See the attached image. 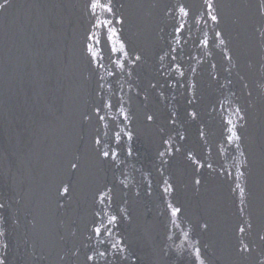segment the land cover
<instances>
[{"label":"bare ground","instance_id":"bare-ground-1","mask_svg":"<svg viewBox=\"0 0 264 264\" xmlns=\"http://www.w3.org/2000/svg\"><path fill=\"white\" fill-rule=\"evenodd\" d=\"M92 2H2L0 174L6 176L7 171L10 175L17 160L28 164L32 153L52 155L56 178L49 207L55 210L51 223L57 238L63 228L57 210L63 186L72 200L80 198L87 203L77 183L82 187L96 185L88 180L93 177L89 172L93 170L97 175L100 171L91 166L93 156L82 148L85 139L90 138L93 152L103 159L92 136L100 135L98 130L93 132L99 121L104 119L105 124L109 116L108 121L115 125V118L124 112L125 123L139 134L144 147V141L158 136L163 111L157 95L150 94L149 89L161 81L159 58L164 53L174 59L179 75L181 72L193 80V85L185 84L191 88L185 100L190 118L182 117V127L190 129L198 123L204 130L215 162L213 168L222 180L221 184L201 174L200 190L193 192L188 184L191 163H180L174 173L180 179L179 192L182 188L181 195L197 196L196 206L212 216L224 214L214 213L221 206L236 211L239 243H249L247 254H239L240 264H264V0H102L95 10ZM105 4L112 9L110 15ZM213 15L216 21L211 19ZM9 16L13 25L5 24ZM36 41L46 43L45 51L33 49ZM79 50L83 52V63ZM137 52L139 59L135 57ZM47 55L50 61L44 63ZM90 55L95 58L92 60ZM110 73L116 78H109ZM161 73L170 74L166 69ZM129 80L145 87L138 95L139 101L138 97L131 100L127 94L133 89L128 86L132 84ZM111 82L125 86L118 91ZM95 88L97 97L102 95L98 106L93 107L97 116L90 113ZM172 94V90L167 91V96ZM113 97L120 104L124 101V106L108 107ZM146 97L156 106L151 119L148 114L154 107L142 106ZM176 118L181 119V115ZM113 130L115 136L121 132L115 127ZM186 133L182 136L186 137L184 142L177 139L176 150L189 151L191 158H199V148L194 143L200 138H194L189 130ZM170 139L161 144L162 149L169 147V153L174 148ZM228 139L239 157L236 163L226 166L224 143ZM79 159L82 171L74 169ZM126 159L124 154L116 157L122 164ZM38 162L42 168L45 160L40 158ZM186 170L188 176L183 177ZM74 172L78 179H73ZM37 187L42 189L43 183Z\"/></svg>","mask_w":264,"mask_h":264},{"label":"water","instance_id":"water-1","mask_svg":"<svg viewBox=\"0 0 264 264\" xmlns=\"http://www.w3.org/2000/svg\"><path fill=\"white\" fill-rule=\"evenodd\" d=\"M46 47L44 42L33 44V49H41V52ZM81 52L79 50L83 63ZM139 54L137 52L135 57ZM90 57L92 60L95 58L94 55ZM49 61L50 56L47 55L44 63ZM173 61V58L161 54V81L156 86L151 84L149 89L150 94L157 95L163 111L159 118L162 123L156 121L160 128L155 139L144 141V147L139 134L129 130L124 112L115 118V125L108 121L110 117L107 116L105 124L102 123L104 119L99 121L93 131L100 133L97 138L92 136L103 159L93 152L94 143H90V138L85 139L82 151L93 156L89 163L100 172L97 175H93V170L89 172V177H93L88 180L95 186L86 184L82 187L77 183V190L87 203H82L80 198L72 200L63 186L61 207L57 209L63 228L57 238L53 235L51 223L55 210L49 207L56 178L52 155L47 157L41 151L32 153L28 164L17 160L10 175L7 171L6 176L1 172L0 264H240L239 254H247L249 243H239L236 229L240 222L236 211L233 213L227 206H221L214 213L224 214L212 216L196 206L197 196L181 195L182 188L179 192L180 179L174 173L180 163H191L192 175L188 184L193 192L200 190L201 174L221 184L222 180L213 168L215 162L208 151L204 130L198 123L197 127L192 125L190 129L182 127V117L190 118L185 100L191 88L185 84L193 85V80L181 72L179 75L178 66ZM162 69L169 70L170 74H162ZM85 76L86 71H83L82 78ZM110 77L116 78L113 73ZM129 82L132 84L128 86L133 89H129L127 94L131 100L138 97L139 101L138 95L145 87L137 81ZM111 83L118 91L125 86ZM168 90L173 91L170 97L167 96ZM95 91L96 88L92 92L94 102L90 104L93 115H96L93 107L98 106L97 101L102 99V95L97 97ZM116 100V97L109 99L107 106L120 104ZM120 102L124 106V101ZM136 105L141 108L140 104ZM142 106L154 107V103L146 97ZM155 108L149 110L148 119ZM177 114L181 119L176 118ZM153 116L157 118V114ZM113 127L121 131V136H115ZM86 128L90 127L86 125ZM186 130L194 138H200L198 143H194L198 145L199 158H191L189 151L176 150L177 139L179 143L184 142L186 137L182 136L187 134ZM168 139L174 146L170 153L169 147H161L162 142ZM224 148L227 151L224 165L236 163L239 153L234 152L231 139L225 141ZM176 152L181 155L177 156ZM122 154L127 157L123 164L116 160ZM40 158L45 160L42 168L38 162ZM74 169L82 171L80 159ZM74 175V180L79 178L76 172ZM187 176L188 170L183 177ZM40 182L43 188L38 190ZM72 187L73 183L69 188ZM241 188L244 191L242 185ZM68 209L71 211L67 212ZM113 217L116 219L112 220ZM65 225L69 227L65 228ZM97 228L101 229L99 233Z\"/></svg>","mask_w":264,"mask_h":264},{"label":"snow or ice","instance_id":"snow-or-ice-1","mask_svg":"<svg viewBox=\"0 0 264 264\" xmlns=\"http://www.w3.org/2000/svg\"><path fill=\"white\" fill-rule=\"evenodd\" d=\"M101 2H102V0H93V2L91 3V8H92L93 10H95L98 6H100ZM5 3H7V0H5ZM104 6H105V8H106V10H107L108 12H111L112 9H111L110 5L105 4ZM0 7H3V5L0 4ZM208 7L211 8L212 5H211V4H208ZM181 11H183V9H181ZM211 19L214 20V21H216L218 18H217L216 16L213 15V16H211ZM107 23L110 24L111 21H108ZM121 23H122V21H121ZM122 47H123V46H122ZM114 50H115V49H114ZM137 59H139V57H137ZM97 111H99V109H97ZM149 119H151V117H149ZM104 155L107 156L108 153L105 152ZM65 191H67V189H65ZM175 211L178 212L179 209H176ZM115 219H116L115 217L112 218V220H115ZM111 222H112V221H109V223H111ZM100 231H101L100 228H97V229H96V232H97V233H99ZM240 231H244V229L241 228Z\"/></svg>","mask_w":264,"mask_h":264},{"label":"rangeland","instance_id":"rangeland-1","mask_svg":"<svg viewBox=\"0 0 264 264\" xmlns=\"http://www.w3.org/2000/svg\"><path fill=\"white\" fill-rule=\"evenodd\" d=\"M3 1H5V0H0V4H2V2ZM9 9H11V8H9ZM111 14V12L109 13V15ZM6 25H13L12 24V19H11V17L9 16V20L5 23ZM95 50L96 51H98V49L97 48H95ZM243 151V150H242Z\"/></svg>","mask_w":264,"mask_h":264}]
</instances>
